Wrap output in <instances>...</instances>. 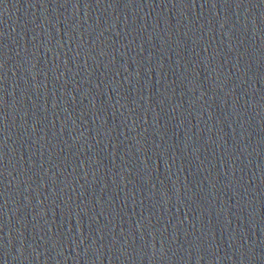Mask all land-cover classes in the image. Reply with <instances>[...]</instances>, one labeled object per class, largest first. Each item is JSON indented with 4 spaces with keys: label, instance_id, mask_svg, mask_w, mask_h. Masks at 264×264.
<instances>
[{
    "label": "water",
    "instance_id": "95a60500",
    "mask_svg": "<svg viewBox=\"0 0 264 264\" xmlns=\"http://www.w3.org/2000/svg\"><path fill=\"white\" fill-rule=\"evenodd\" d=\"M0 121L41 264H264V0H0Z\"/></svg>",
    "mask_w": 264,
    "mask_h": 264
}]
</instances>
